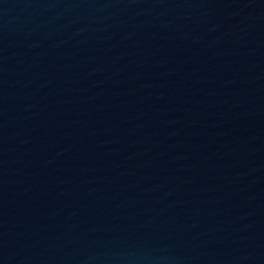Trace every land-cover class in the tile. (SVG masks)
<instances>
[{
	"label": "water",
	"instance_id": "1",
	"mask_svg": "<svg viewBox=\"0 0 264 264\" xmlns=\"http://www.w3.org/2000/svg\"><path fill=\"white\" fill-rule=\"evenodd\" d=\"M0 264H264V0H0Z\"/></svg>",
	"mask_w": 264,
	"mask_h": 264
}]
</instances>
